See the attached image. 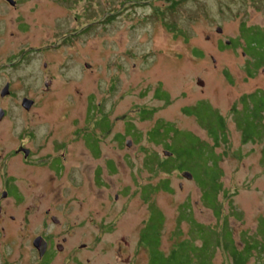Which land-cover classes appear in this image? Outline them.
I'll return each mask as SVG.
<instances>
[{
	"label": "rangeland",
	"instance_id": "1",
	"mask_svg": "<svg viewBox=\"0 0 264 264\" xmlns=\"http://www.w3.org/2000/svg\"><path fill=\"white\" fill-rule=\"evenodd\" d=\"M15 1L13 8L0 0V29L7 30V35L0 34V54L10 52L19 60L13 74L24 83H34L43 61L56 73L57 85L41 98L36 122L42 121L38 133L65 138V169L53 186L45 183L42 188L49 192L53 187L68 199L67 214L74 225L83 220L82 227L76 226L80 233L76 239L93 242L83 231L100 234L94 237L91 252L83 250L82 258L115 262L131 257L136 264H144L146 252L136 241L150 205L164 218L159 248L166 254L187 237L186 223L177 224L180 204L188 203L196 221L216 223L211 210L201 204L200 189L192 178L177 170L154 173L147 162L154 156H172L147 137L158 122L212 145L196 117L183 111L200 101L226 121V140H219L214 151L220 156L225 192L219 198L224 212L230 214L234 239L256 233L264 216L263 144L241 141L231 110L242 94L256 87L264 90V74L246 75L244 59L232 49L217 52L215 29L222 28V40L232 39L238 21L247 18L242 12L248 11L252 22H261L262 10H253L245 0H181L172 9H167L170 0ZM154 8L162 14L157 16ZM165 23H173L180 32H172ZM38 47L55 50L44 56L36 52ZM27 93L34 92L17 91L16 95ZM142 109L151 112L142 116ZM90 114L105 115L109 129L95 126ZM97 140L100 157L93 158L88 148L94 153ZM127 140L131 141L128 146ZM105 156L113 167L101 172L98 168ZM152 166L156 169V164ZM162 179L170 190L158 186L145 199L148 188L144 186ZM178 229L181 234L175 235ZM121 238L127 240V247L118 252ZM211 259L212 264H230L221 249ZM247 264H255V259L251 257Z\"/></svg>",
	"mask_w": 264,
	"mask_h": 264
},
{
	"label": "flooded vegetation",
	"instance_id": "2",
	"mask_svg": "<svg viewBox=\"0 0 264 264\" xmlns=\"http://www.w3.org/2000/svg\"><path fill=\"white\" fill-rule=\"evenodd\" d=\"M13 2L8 4L15 8L16 1ZM245 2L253 10H262L263 20L252 22L245 10L242 13L247 18L238 21L237 33L232 39L222 40L223 30L216 27L219 38L215 46L217 52L232 49L238 53L244 59V72L254 77L256 71L264 74V61L260 63L264 60V0ZM6 31L3 27L0 34L7 35ZM35 50L45 56L55 48L38 47ZM15 58L10 52L0 54V264H136L131 257L115 262H94L90 260L91 256L81 257L83 250L92 251L94 237L100 234L83 231L82 235L88 234L94 241L76 239L80 235L76 226L82 227L83 220L74 225L67 214L70 209L68 199L53 187L49 192L42 188L45 183L53 186L65 169V138L38 133L42 121L36 122L40 118L41 98L57 85L56 73L43 61L34 83H24L13 74L19 63ZM255 90L264 94L260 87ZM17 91L34 93L17 98ZM35 92H39V96ZM95 144L94 153L88 148L93 158L100 157L98 140ZM102 159L104 164L98 170H111V159L107 156ZM142 227L137 232L136 244L146 252L140 242ZM126 245L127 240L121 238L118 252L126 249ZM143 263L156 264L149 260L147 252Z\"/></svg>",
	"mask_w": 264,
	"mask_h": 264
},
{
	"label": "trees",
	"instance_id": "3",
	"mask_svg": "<svg viewBox=\"0 0 264 264\" xmlns=\"http://www.w3.org/2000/svg\"><path fill=\"white\" fill-rule=\"evenodd\" d=\"M125 1L127 2V0H123V3ZM134 1L147 0H128V2ZM168 2L167 9H172L181 0ZM161 12L163 11L154 8V13L157 16L162 14ZM109 19L110 16H106L105 20L108 21ZM164 26L174 33L180 32L173 23H165ZM262 61L264 60L261 59L260 63ZM237 104L240 107H237ZM183 111L196 117L198 123L207 130L212 139V145L206 144L189 132L175 129L169 123L158 122L148 131L147 137L156 144H162L172 156H166L164 159H157L154 156L152 161L147 160L150 165L149 170L154 173L157 170L167 173L172 170L189 171L200 189L201 204L211 210L216 223L209 225L196 221L188 203L180 204L177 224L186 223L187 237L178 241L171 247L169 253L165 254L159 248L164 218L156 206L150 205L148 220H146L140 234V242L146 249L149 260L156 262V264H212L211 258L215 251L221 249L228 256L230 264H247L251 257L255 259V264H264V216L259 218L257 231L254 235L241 236L239 241H235L234 227L228 222V215L230 214L224 212L223 203L219 198V193L225 192L222 190L220 182L221 171L218 167L220 156H217L214 150L218 147L219 140L223 142L226 140L225 118L203 101L197 102L193 107L184 108ZM150 112V110L142 109L139 113L146 116ZM231 115L243 143L258 142L263 144L260 153L261 160L264 161V94L256 90L242 94L236 104L233 105ZM91 116L92 114L89 115V119ZM106 119L105 115L99 118L95 114L91 120L95 126L108 130L109 124H105L108 121ZM87 132L85 131V133ZM154 164H156V169L152 166ZM158 186L170 190L168 182L162 179L159 184L154 186H144V188H148L147 192L143 191L144 198L147 199L148 194L158 189ZM179 234L181 231L178 229L175 235Z\"/></svg>",
	"mask_w": 264,
	"mask_h": 264
},
{
	"label": "water",
	"instance_id": "4",
	"mask_svg": "<svg viewBox=\"0 0 264 264\" xmlns=\"http://www.w3.org/2000/svg\"><path fill=\"white\" fill-rule=\"evenodd\" d=\"M6 1L9 2V4H14L13 0H6ZM85 65L87 67L89 66V64H85ZM197 82H198L199 85L202 84V81L200 79H197ZM130 143H131L130 140L125 141L126 146H128V144H130ZM164 154H170V152L164 151ZM181 175L183 177L187 178V179H191L192 178L191 173L189 171H187V170H182Z\"/></svg>",
	"mask_w": 264,
	"mask_h": 264
}]
</instances>
